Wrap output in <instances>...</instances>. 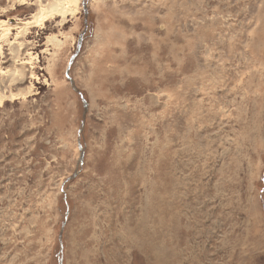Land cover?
I'll use <instances>...</instances> for the list:
<instances>
[{
    "label": "rangeland",
    "instance_id": "374dc122",
    "mask_svg": "<svg viewBox=\"0 0 264 264\" xmlns=\"http://www.w3.org/2000/svg\"><path fill=\"white\" fill-rule=\"evenodd\" d=\"M0 264H264V0H0Z\"/></svg>",
    "mask_w": 264,
    "mask_h": 264
},
{
    "label": "water",
    "instance_id": "95a60500",
    "mask_svg": "<svg viewBox=\"0 0 264 264\" xmlns=\"http://www.w3.org/2000/svg\"><path fill=\"white\" fill-rule=\"evenodd\" d=\"M79 48H80V45H79ZM74 59H75V57L72 58L71 64H72V62L74 61ZM71 64H70V65H71ZM69 68H70V66H69ZM68 71H69V70H68ZM68 78H69V77H68Z\"/></svg>",
    "mask_w": 264,
    "mask_h": 264
}]
</instances>
